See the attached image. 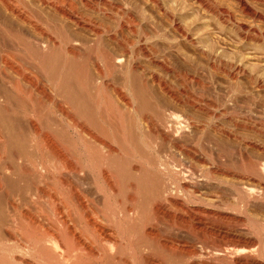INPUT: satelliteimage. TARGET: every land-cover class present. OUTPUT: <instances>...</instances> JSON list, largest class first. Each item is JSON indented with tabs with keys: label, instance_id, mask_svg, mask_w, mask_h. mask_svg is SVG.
Listing matches in <instances>:
<instances>
[{
	"label": "bare ground",
	"instance_id": "obj_1",
	"mask_svg": "<svg viewBox=\"0 0 264 264\" xmlns=\"http://www.w3.org/2000/svg\"><path fill=\"white\" fill-rule=\"evenodd\" d=\"M140 17L109 0H0V264H17L8 231L34 264H264V123L149 68L169 62Z\"/></svg>",
	"mask_w": 264,
	"mask_h": 264
},
{
	"label": "rangeland",
	"instance_id": "obj_2",
	"mask_svg": "<svg viewBox=\"0 0 264 264\" xmlns=\"http://www.w3.org/2000/svg\"><path fill=\"white\" fill-rule=\"evenodd\" d=\"M109 1L124 7V11L127 9L131 12L137 20V29L142 21L140 16L143 13L144 18L147 19L143 23L146 24V29L149 31L147 32L151 37L154 34L155 37L157 34L158 36L162 35L156 38L152 37L155 40L150 37L152 41L149 40V43L151 42L152 46L157 48L156 50L153 47L157 54H153L154 57H152L158 61L163 55V58L169 62V66L163 70L162 67L154 68L153 65H147L159 73L158 75L167 79L168 83L172 81L173 87L181 92L188 89L202 103L212 102L213 107H210L212 110L237 112L250 116L259 123H264V0H242L249 8L247 12L240 10L239 0H157V5L156 3L154 5L152 0ZM104 16L100 17L102 24L105 23V25L113 28L115 26L113 19ZM249 26L256 29L263 38L258 41L248 39L246 29ZM182 31L189 37L185 33L182 35ZM123 32L128 33L125 28ZM126 35L129 36V33ZM104 40L106 41V38ZM106 42L103 44L107 45L108 41ZM157 56L161 58H157ZM223 66L226 68L225 71L221 70L224 68ZM220 67L221 69H219ZM235 67L239 71L235 76V81H238L236 89L238 86L239 88L234 93L230 89L232 86L230 83L233 81L229 75L231 71L229 68L234 69ZM165 69L170 70L166 71ZM177 71L178 73H189L188 85L185 84L186 82L181 83L179 77L175 78L180 74L177 75ZM257 84L260 86L258 87ZM152 85L154 86V84ZM152 85H149L150 88ZM155 88L156 86L153 88L154 90L151 89L152 92L155 91V94L152 93L153 96L155 95L154 98L166 103L167 100L162 98L166 96L162 93L163 96L160 97L161 92ZM107 90L111 100L121 107L122 102L114 95V92L110 91V88ZM205 104L195 109L200 111L209 109ZM177 107L175 108L189 110L187 106L179 105ZM8 232L9 234L5 235L7 237L4 243L6 247L9 245L10 249L11 244L15 243L17 246L19 245L17 250L22 251L15 252L16 250L13 248L11 249L14 251L10 249L9 252L2 250L3 256L9 257L12 253L11 255L17 264H34L31 258L24 254L23 250L26 246L19 240L20 238L15 237L10 231ZM5 233L7 234V231Z\"/></svg>",
	"mask_w": 264,
	"mask_h": 264
}]
</instances>
